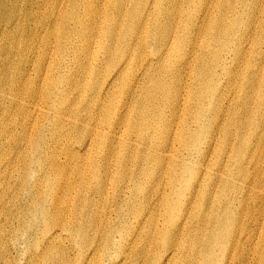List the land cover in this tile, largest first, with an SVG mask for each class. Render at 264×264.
<instances>
[{
    "label": "bare ground",
    "instance_id": "1",
    "mask_svg": "<svg viewBox=\"0 0 264 264\" xmlns=\"http://www.w3.org/2000/svg\"><path fill=\"white\" fill-rule=\"evenodd\" d=\"M38 1L43 6H52L50 16L58 14L64 24L70 16L61 15L74 9H71L74 0ZM196 1L113 0L114 4L110 5L107 0L102 20L95 27L96 33L92 25L86 32L79 33L85 44L83 52L92 56L90 73L96 67L102 71L109 61L113 62L106 70L107 80H100L101 84L93 87L98 89V95L91 97V107L85 108V118L69 122L84 128L85 142L91 141L89 118L95 122L96 131L101 129L102 133L107 124L120 126L118 130L122 135L109 132L116 142L111 152L119 157L114 173L105 175L102 170H107L101 167L102 176L109 178V190L115 187L116 195L122 199L116 209L110 203L111 192L108 190L104 198L98 200L97 192H93L97 186L92 183L83 191L78 186L74 188L76 201H71L68 193L60 192L51 203L46 182L36 178L37 171L32 175V182L36 180L37 183L29 185L33 191L30 199L24 200L26 195L20 190L25 188L27 165L24 163L29 154L21 145L39 149L36 135L39 126L32 127L35 135L29 140L27 131L17 125L19 119L17 124H9L19 133L6 139L3 134L6 124L0 123V264H9L11 259L18 264H199L203 247L219 243L227 245L228 249L223 264H253L254 259L264 263V246L261 245L264 236V147L257 144L248 150L247 145L239 147L237 143L241 141V138L238 140L241 134H251L259 125L251 129L246 121L255 122L257 111L263 117L264 100L253 104V95L257 91L264 92V45H256V51L250 50L249 65L260 66V69L255 71L252 66L244 74V77L249 75V80L242 83L239 96L245 104L236 106V98L228 103L226 95L230 96L233 89L227 90L229 85L219 84L221 78L210 57L214 44L221 43L220 61H225L224 53L230 50L225 42L230 36L220 31L226 9L221 5L219 20L212 23L206 19L205 28L204 23L199 24V16H204L208 5L201 10ZM245 1L256 3L257 0ZM78 14L80 16V11ZM104 15L111 18L106 21ZM50 16L47 17L51 21ZM116 16L121 22L117 28L126 25L129 29H143L137 31L136 39L132 36L114 38L107 45L113 26L111 20ZM250 29L238 30L236 35V43L242 51L245 42L251 39ZM144 32L147 39L143 38ZM39 45L47 53L57 47ZM152 46L153 53L149 54L148 47ZM7 51L0 54L3 76L7 71L12 72ZM118 52L126 55L119 56ZM62 53L67 54L64 49L59 51L60 56ZM254 56L259 61H251ZM228 74L232 76V84H237L235 71ZM112 97L117 98L115 106L116 98L108 104ZM99 103L104 105L102 117L94 115L100 111ZM69 107L66 103L61 110ZM224 114L240 120L232 131L222 129L220 122ZM69 117L72 118V113ZM58 128H66V122L59 119ZM96 137L91 143L104 138L96 140ZM140 143L143 145L141 151L135 152ZM181 145L183 154L179 150ZM185 150H190L191 154ZM123 152L125 155L120 157ZM133 152L134 160L128 157ZM216 153H220V160H216ZM18 158L22 159L21 163ZM190 168L196 177L191 188L195 199L186 200L177 212L180 224H174L172 219V225L162 232L165 198L157 203L156 198L163 197L170 185L174 189ZM10 169L14 173L21 170L23 176L20 182L8 186L12 176ZM117 170L119 173L115 174ZM141 181L146 195L136 189V183ZM42 188L44 190H40ZM234 190L239 192V197H233V201L240 200L242 209L237 210L233 219L230 214L229 222L225 212L220 221L218 218L209 226L217 235L207 238L201 232L203 228H193L198 211L194 208L199 209L200 196L204 197L202 203L209 204L214 211L219 191ZM82 193L86 195L82 197ZM73 208L78 209L74 211ZM132 217L136 224H131ZM163 234L167 235V244L161 241ZM67 243L70 248L66 247Z\"/></svg>",
    "mask_w": 264,
    "mask_h": 264
},
{
    "label": "rangeland",
    "instance_id": "2",
    "mask_svg": "<svg viewBox=\"0 0 264 264\" xmlns=\"http://www.w3.org/2000/svg\"><path fill=\"white\" fill-rule=\"evenodd\" d=\"M109 2L110 5L114 4L112 3L113 0H109ZM195 4H198L201 10L208 5L204 16L202 18L199 16V24L204 23V27L206 19L212 21V23L217 21V19L219 20L222 12L221 5L226 9V16L220 23L222 25L220 31L223 35L230 36V40L225 41L228 43L226 48H230V50L227 49L224 53L225 61H220L218 57L222 51L219 50L221 43L214 44L210 57L217 67L218 76L221 78L219 84L221 86L223 83L229 85L227 90L233 89L230 96L226 95V100L229 103L230 99L236 98L238 102L236 106H242L245 104L243 97L239 96L242 93V83L244 84L247 78L249 80V75L244 77V74L252 66L255 71L260 69V66L249 65L248 60L250 59L248 57H250V50L256 51V45H264V0H257L256 3H246L245 0H197ZM106 6L107 0H74L71 5V9L74 7L73 11H65L61 15L70 16L64 24V21L59 18L58 14L55 17L50 16L52 6H43L38 0H0V54L2 55V52L8 49L6 52L9 55L7 62L12 71L11 73L7 71L4 76L0 73V123L6 124L3 134L6 139L13 138L15 134H18L19 130L11 127L9 124H17L20 119V123L17 125L27 131L30 140L35 135L32 127L39 126L36 133L39 140V149L36 151L31 145H27L26 147L21 145V149L29 154L28 161L24 163L27 165L26 173H24L26 175V184L25 188L20 190L22 194L25 193L26 195L24 200H29L33 192L29 188L33 179V171H37L40 175L36 176L37 179L40 178L46 182L45 188L47 193H50L52 196L49 199L51 203L53 198L56 199L61 195L60 192L68 193L67 195L70 200L76 201L74 188L77 186L83 191L88 188L89 183L96 185L97 188L93 192H97L96 197L99 196L98 200L103 199L104 193L108 192L110 188L109 178L102 176L101 167L106 168L107 171L102 170L105 175L114 173L115 163L117 162L118 164L119 157L117 154L113 155L111 152L112 147L115 148L116 142L110 138L109 132L116 131L117 134L122 135L123 132L118 130L120 126L118 124L115 126L107 124L102 133L101 129L96 131L95 122L89 118L87 122L89 126L91 125V131L89 132L91 141L85 142L84 128L81 125H70L69 122H80L85 118V108L91 107V97L98 95V89H94L93 87H98L101 84L100 80H107L106 70L109 66H112L113 61L111 60L102 68L103 72L96 67L90 73L89 67L92 56L90 53L83 52L85 44L83 37L79 35V33L86 32V28L91 25L94 27L93 31L96 33L95 27L102 20L101 16ZM78 11H80V16ZM47 16L51 17V21ZM44 17L45 19H43ZM110 18L109 15H104L103 19L108 21ZM117 20H119L117 16L114 17L113 21L111 20L113 26L107 45H110L114 38L132 36L136 39L138 37L137 31L143 30L129 29L126 25L125 28H117V25L121 24ZM249 27L252 30L251 39L245 42L244 51H242L236 43V35L238 30H246ZM38 29L39 31H37ZM148 34V38H150V30H148ZM145 35L146 32H144L143 38ZM144 39L147 38L145 37ZM40 43L57 45V47L54 51L47 53L44 52L45 48L39 45ZM148 48L149 54L153 53V46ZM63 49L67 54L62 53L60 56L59 51L63 52ZM120 54L118 55L122 57L126 55ZM3 58L6 59V56ZM85 58L86 60L84 61L83 59ZM253 60H257V56L252 57L251 61ZM54 61L58 62L55 63ZM2 64L3 61H0V65ZM234 71L238 80V83L235 85L231 82L232 76L230 77L228 74L229 72L232 75ZM100 72L102 74L97 75ZM256 75L263 76L259 73ZM89 80H95V82L90 84ZM257 81L259 85V80ZM212 83L216 86L215 82L212 81ZM262 91H257L253 95V104L264 100V92ZM69 94L73 96L70 97ZM115 98L112 97L108 104ZM116 100L117 98L114 101V106L116 105ZM66 103L70 104V107L62 111L61 108ZM103 107L104 105L99 103L98 109L100 111L94 115L102 117ZM30 113L31 116L29 117ZM70 113H72V118L69 117ZM261 114H258L257 111V115L254 117L256 119L255 122L246 121L247 126L251 129L257 124L259 125L251 134H241L238 137V140L241 138V141L237 142L239 147L247 145L248 150L251 149L252 145L256 146L257 144V146L264 147V112L263 117ZM59 119L66 122V128H58ZM239 121L233 116L224 114L223 121L220 123L223 126L222 129L228 132V130L232 131L236 128V124ZM237 133H240V131H236ZM95 136H97L96 140H99V137L104 138L97 143H91L94 141ZM142 147L143 145L140 143L139 148L135 152L139 153ZM182 149L181 145L179 150L183 154ZM185 152L191 154L190 150H185ZM124 155L123 152L120 157ZM219 155L220 153H216L218 157L216 160L221 159ZM128 157L134 160L135 153L133 152ZM17 161L21 163L22 159L18 158ZM212 162L216 165L215 161ZM32 168L34 170H31ZM9 173L12 176L8 179V186L15 181L20 182L23 176L21 170L14 173L10 169ZM118 173L119 171L117 170L115 174ZM195 179L196 177L192 172V168H190L183 173L182 179L174 189L170 185L163 197L161 195L156 198V203L165 198L166 205L164 204V206L166 209L162 220V232H166L169 226L172 225V219L174 220V224H180V213L177 212L186 200L195 199L191 193ZM131 183L135 184L133 181ZM66 185H69V187L65 188ZM25 189L27 192H25ZM136 189L140 194L146 195V188L142 181L136 183ZM40 190H44V188ZM109 191L112 197L110 203L116 209L122 199L116 195L115 187ZM246 191L248 190L246 189ZM85 195L86 193H82V197ZM238 195L239 192L237 190L228 192L219 191L216 195L218 202L213 207L214 211H211L209 204L202 203L204 197L200 196V207L199 209L197 207L194 208V210L198 211L193 228H198L199 230L203 228L201 232L207 238L217 235L209 226L214 225L218 218L220 221L221 216L225 212L228 215V222L230 221V214L232 219L235 217L237 210L242 209L240 200L233 201V197L237 198L239 197ZM70 200H67V202H70ZM77 209L73 208L74 211ZM124 209L128 213V208L125 207ZM208 221H210V224ZM132 222L136 224V219L133 217L131 224ZM226 229H229L228 225ZM128 234L131 237V233L129 232ZM166 236V234L161 236V241L164 244L168 243ZM40 240H43V237H40ZM227 240L229 239L227 238ZM261 245L264 246V236ZM66 247L70 248V245L67 243ZM119 247L118 245V249ZM202 250L203 256L199 260V264H223L228 252L227 245L225 246L221 243L203 247ZM9 264L18 263L11 259ZM253 264H260V260L254 259Z\"/></svg>",
    "mask_w": 264,
    "mask_h": 264
}]
</instances>
